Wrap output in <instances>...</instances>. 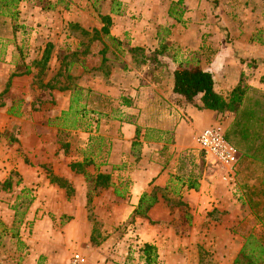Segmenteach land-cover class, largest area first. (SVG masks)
Returning a JSON list of instances; mask_svg holds the SVG:
<instances>
[{"label":"rangeland","instance_id":"obj_1","mask_svg":"<svg viewBox=\"0 0 264 264\" xmlns=\"http://www.w3.org/2000/svg\"><path fill=\"white\" fill-rule=\"evenodd\" d=\"M4 1L0 0V13L7 12ZM141 1L152 5L157 17L162 14L166 19L170 17V4L178 0ZM191 5L202 10L208 19L205 28L200 24L191 28L190 21L182 19L186 7ZM118 6L112 0H20L12 7L15 16L0 14V21L10 19V25L15 22L20 26L24 16L31 23L25 30L0 26V34L14 35L12 50L17 58L14 74H21L26 68L33 72L32 87L29 78L21 79L15 86L3 78L0 84V94H3L0 103L10 104L14 110L18 108V112L27 106L26 113L18 117L0 109V264H70L76 254L81 258L80 264H142L139 250L148 242L158 250V264H232L249 234L264 233L259 219L264 216L263 208L254 209L244 203V193L233 186L229 169L212 164L197 146L176 152L172 150L174 143L165 149L164 144L158 143L161 147L150 149L144 160L141 153L145 143L133 148V138L129 141V153L124 149L122 152L125 139L121 127L101 115L110 112V117L116 119L124 110L118 104L122 98L129 100V97L126 94L113 98L94 92L99 86L133 89L135 84L146 85L145 81H152L154 76H166L171 69L163 62L164 58L177 63L187 59L199 65L200 51H190L184 43H181L184 47L178 44L195 36L213 37L232 44L249 40L264 48V0H183L175 8V17H170L175 24L159 21L153 24V29L147 30L153 43L150 47H137L148 59L139 65V54L128 52L132 47L131 34L122 40L116 38L119 48L101 33L97 34L100 41L85 43L70 34L69 25L77 22L88 33L85 39L93 38V30L102 28L101 16H108L107 11L113 14L119 11L134 24L143 19L135 8ZM178 17L180 23L175 21ZM102 42L108 46L104 54ZM207 49L203 55L205 60L214 54V50L210 51L213 48ZM46 50L49 60L42 64ZM104 57L106 61L102 63ZM71 61L73 65L65 73V63ZM138 73L143 76L139 83ZM67 74L71 79H66ZM45 83L50 90L40 88ZM65 86L67 90H60ZM75 88H81L84 96L81 100L84 117L77 129L64 130L56 126L62 112L56 107L62 102L69 107ZM127 117L124 121L137 124L134 116ZM218 118L220 127L229 122L227 115H218ZM137 125L142 129L141 135L144 129H154L147 123ZM110 144L121 145L122 156L117 163H108ZM153 144L157 143L151 142L149 147ZM87 159L93 161L85 168L88 173L109 174L112 183L118 185L126 181L129 186L128 193L120 198L114 195L113 188L92 190L84 177L73 171L87 189L86 196H82L86 202L83 218L88 222L90 233L88 237H80L76 233L79 228L74 215H70L77 212V208L72 210L70 205L71 198L76 199L74 190L68 196L59 188V195L48 199L42 188L54 167L70 169L71 163ZM145 163L150 165L147 169L153 171V180L144 192H150L154 186L164 189L171 177L181 176L190 169L200 170V187L196 191L183 189L179 196L165 190V199L160 198L145 219L131 221L138 203L132 199V185L142 180L140 171ZM9 177L12 186L3 190L1 186ZM223 184L227 185V190ZM169 199L180 200L183 205H174ZM69 225L73 227L68 231Z\"/></svg>","mask_w":264,"mask_h":264},{"label":"crops","instance_id":"obj_2","mask_svg":"<svg viewBox=\"0 0 264 264\" xmlns=\"http://www.w3.org/2000/svg\"><path fill=\"white\" fill-rule=\"evenodd\" d=\"M112 1L118 3V8L121 4L128 5L130 10L135 8L134 10L142 14L143 19L138 24L130 22V20L119 13V11L114 14L107 11L105 14L111 18L109 31L110 35L122 40L131 34V37H133V40L131 41L132 47L146 48L151 46L153 40L148 37L149 35L151 37V33L150 31L147 33V30L153 29L154 23H158L160 21L161 24H165L167 22L170 23V25L173 23L175 24L170 17L163 19L162 14H160V17H157V14L154 13L152 5H144L141 0ZM172 1L176 0H168V2ZM196 8L197 7H193L192 5L186 7V11L184 12L182 19L190 21L191 28L196 27L197 24H200L201 28H205L208 23V19L202 14V10L198 11ZM147 16H149V19H147ZM25 19L26 17L24 16L22 21L19 22L20 26H16L15 22L13 25H10L12 22L10 19L0 21V26L7 27V25H10V30L14 28L18 30H25V27L31 24ZM143 30H145L144 34L141 33ZM13 37L14 35L12 34L10 36L0 34V84L3 82V78H6L7 83L10 81L14 86V83L20 81L21 79L27 80V78H29V86L32 87L33 72L29 68H26L23 73L12 77L14 69H16L15 66L17 59L14 51L12 50L13 45L15 44ZM218 42L219 39L217 38H198L195 36L193 40L188 39L184 42L180 41L178 44L181 47H184L183 44H181L184 43L185 47L187 49L189 48L188 50L190 51H200L201 62L199 65L202 69L211 73L214 81L215 92L226 96L227 93L238 84L241 77H243L248 86L264 92V48L255 42H250L249 40L235 41L234 44L221 41L219 43ZM209 47L213 48L210 49V51L214 50V54L211 55L210 59L205 60L203 59V55L207 53L206 51ZM162 60L163 62L166 61L171 69L166 76H154L152 81H145L146 85L140 86L138 84V86H135L137 85L135 84L133 89L128 87L126 88V86H124L125 88L123 89L119 87L114 88L111 86H99V89L94 91L96 93L105 94L107 97L116 98L121 97V95L125 96L126 94L129 97L131 103L130 106L127 107L118 104V106L120 105L124 108V110H122V117L120 115L117 116L116 119H112L110 117V112L108 114L105 112L101 115L108 118L106 119L107 121L113 120L114 122H117L121 127L125 139L123 142L124 146L122 145V152L124 149L126 154H128L130 150L131 142L129 143V141H131L135 136V126L127 121H124V119L128 118V115L130 117L134 116V120H136L137 124L147 123L148 127L165 132H171L173 134L174 141L172 150L176 152L195 148L197 146L196 137L202 130L211 125H216L217 123L220 124L218 115L221 116V114H217L211 110H198L192 104L180 103L179 96L172 93L173 71L177 67L178 63L168 61L165 58ZM138 77L137 83L140 82L141 77L143 76L138 73ZM40 88H45L46 90L49 89L47 83ZM59 107L61 111H66L68 109V104H64V102H62L56 108ZM10 108H12L10 104H5L0 107V109L7 113ZM23 108L24 109H21L19 112L21 116L23 113H26L27 106H23ZM222 129L225 130L226 126H223ZM108 147V163L113 164L120 161L122 156V152L120 153L121 145L118 144L116 146H111L110 144ZM157 147H161L160 144H153V146L149 147V143H145L142 147L141 157L145 160V158L150 154H147V152L150 151V149H155ZM147 161L148 160H146V162ZM149 167L150 165L145 163L140 171V178L142 180L138 179L132 185V199L135 201V204L137 203L141 193L148 188V184L153 180V176L151 177L153 171L152 169H147ZM145 168L147 170H144ZM52 171L54 176L67 180L71 184L74 193H76V199H73L72 197V203L70 205L73 206L72 210L77 208V212L73 214L70 212V215H74V221L78 225L79 229H76V233L80 237H88L90 229L88 222L85 218H83L86 202L82 199V196H86V187L82 186L81 180L75 177L74 172L71 171V169L66 167L62 169L54 167ZM230 173H232V179L230 180L229 175H227L228 179L232 181V183H235L233 186H237L242 193L243 189L246 187L243 185L245 181L249 183L252 190L254 188L259 190L264 187V163L250 157H241L240 152H238V161L232 167ZM147 179L148 182H146ZM161 180L162 179L160 178V181ZM156 184H158V182H156ZM223 185L225 186V190H227V185ZM42 189L46 191L48 199H51L53 195H59L60 189L56 185L54 186L53 184H50L49 181H47L45 188ZM202 189L207 190V187L202 186ZM255 200L259 201V198L255 197ZM72 227L73 226L69 225L66 230L69 231ZM50 230V233H53V229Z\"/></svg>","mask_w":264,"mask_h":264},{"label":"trees","instance_id":"obj_3","mask_svg":"<svg viewBox=\"0 0 264 264\" xmlns=\"http://www.w3.org/2000/svg\"><path fill=\"white\" fill-rule=\"evenodd\" d=\"M20 0H5L3 7L6 9L5 12H1V15L15 16V12L12 11V7ZM183 0H178L177 2H172L168 9V15L170 17H175L176 7L181 5ZM182 12H180L181 15ZM103 26L100 30H93L95 36L90 39H85L87 31L80 27L78 24H70L69 30L76 38L80 39L82 43L92 42L94 40L100 41V37L97 35L101 33L104 37L112 41L113 45L120 46V42L109 34V26L111 24V18L109 16H101ZM176 22L180 23L181 18L175 19ZM104 42H102L103 44ZM108 46L103 44L102 54L107 50ZM130 54H139V64L145 63L148 59L143 56L142 49L137 47H130L128 50ZM83 54L85 52H82ZM112 53V52H111ZM74 56V54H72ZM48 52H44L41 63L45 64L48 61ZM155 61V59H151ZM105 57L102 59V63L105 62ZM190 60L181 61L178 63L177 67L173 71V88L172 93L179 96V101L181 104H192L198 110H211L217 114L227 115L229 122L224 130V138L232 144L238 152H240L241 157H250L264 163V92L248 86L245 83L243 77L240 78L238 84L232 88L226 96H223L214 91V81L211 73L202 69L197 63H191ZM73 62L65 63V73L68 72L69 67ZM68 68V69H67ZM18 74H13L17 76ZM66 79H71L70 75H66ZM68 86L60 88V90H67ZM86 92L89 94L90 90L87 89ZM3 94H0V98ZM84 96L81 95V88H75L70 97V104L67 111H62L61 115L57 120L61 129L75 130L79 127V121L84 117V106L81 105V100ZM86 98V95H85ZM199 102V103H198ZM121 106H130L131 103L128 99L122 98ZM3 106L0 103V107ZM8 114L12 116H20L18 108H10ZM122 117V115H121ZM55 121V120H54ZM123 121V120H120ZM128 123L135 126V136L132 142V147H140L142 143H162L165 149L167 145L173 144V137L169 132H165L157 129H144L141 135V127L135 122L127 121ZM53 123V122H52ZM93 164L92 160H84L83 162L71 163L69 168L77 174H81L84 177L85 182L91 187L92 190L113 188V193L115 196L124 198L126 193H128L129 183L122 181L120 184L116 185L111 182V177L109 174H90L86 171V167ZM196 168V165H195ZM198 168V167H197ZM113 169H119L113 167ZM200 176L201 172L198 169L195 172L190 169L187 173L181 176L171 177L164 189L154 186L150 192H144L135 206L132 214L131 221L135 218L145 219L147 213L159 202L160 198L165 199L163 192L165 190H171V192L179 196L181 191L184 190H198L200 187ZM48 179L50 184L56 185L60 189H64L68 196L73 194V189L67 180L54 176L53 174H48ZM18 184V183H17ZM246 186L243 189V195L245 200L243 201L249 204L252 208L256 209L261 206L264 212V187L257 190H253L249 186V183L245 181L243 184ZM12 182L11 178H7L3 184L2 189L6 190L11 188ZM255 197L259 198L255 200ZM32 199H29V203ZM90 199H88L87 204H89ZM169 202L174 205H183L179 201H174L169 199ZM264 226V216L259 218ZM93 242V238L90 239ZM139 261L142 264H158V250L156 246L150 243H143L139 250ZM232 264H264V233L259 235L249 234L244 243L235 257Z\"/></svg>","mask_w":264,"mask_h":264},{"label":"built area","instance_id":"obj_4","mask_svg":"<svg viewBox=\"0 0 264 264\" xmlns=\"http://www.w3.org/2000/svg\"><path fill=\"white\" fill-rule=\"evenodd\" d=\"M199 151L212 164L227 167L229 171L238 161V151L224 138V130L219 125H211L196 137ZM225 179V178H224ZM79 255L72 256L70 264H80Z\"/></svg>","mask_w":264,"mask_h":264}]
</instances>
